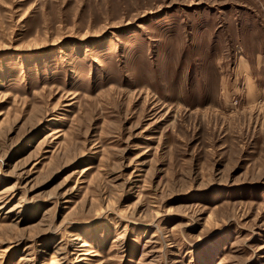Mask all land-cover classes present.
Listing matches in <instances>:
<instances>
[{
  "label": "rangeland",
  "instance_id": "rangeland-1",
  "mask_svg": "<svg viewBox=\"0 0 264 264\" xmlns=\"http://www.w3.org/2000/svg\"><path fill=\"white\" fill-rule=\"evenodd\" d=\"M0 264H264V0H0Z\"/></svg>",
  "mask_w": 264,
  "mask_h": 264
},
{
  "label": "bare ground",
  "instance_id": "bare-ground-1",
  "mask_svg": "<svg viewBox=\"0 0 264 264\" xmlns=\"http://www.w3.org/2000/svg\"><path fill=\"white\" fill-rule=\"evenodd\" d=\"M11 188H13V185H9V187H8L7 189H11ZM11 190H12V189H11ZM8 191H10V190H8ZM84 240H85V239H84ZM83 244H84V245H87L88 243L84 241ZM95 254H96V253H95Z\"/></svg>",
  "mask_w": 264,
  "mask_h": 264
}]
</instances>
